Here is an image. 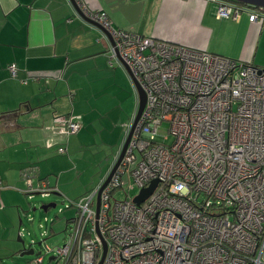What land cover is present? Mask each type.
<instances>
[{
    "label": "built area",
    "instance_id": "built-area-1",
    "mask_svg": "<svg viewBox=\"0 0 264 264\" xmlns=\"http://www.w3.org/2000/svg\"><path fill=\"white\" fill-rule=\"evenodd\" d=\"M74 1L110 35L112 57L116 49L145 105L109 182L69 202L75 215L49 262L99 264L105 244L101 264H264V68L114 29L105 11ZM211 1L218 19L242 10ZM262 11H248L249 20L263 21ZM52 122L66 136L79 130L70 115ZM26 183L29 197L57 192L45 180Z\"/></svg>",
    "mask_w": 264,
    "mask_h": 264
},
{
    "label": "crops",
    "instance_id": "crops-1",
    "mask_svg": "<svg viewBox=\"0 0 264 264\" xmlns=\"http://www.w3.org/2000/svg\"><path fill=\"white\" fill-rule=\"evenodd\" d=\"M83 1L90 10L105 11L114 29L264 68V20L250 21L246 9L235 19H218L211 0H128L119 11L101 0ZM110 49L104 31L80 17L70 0H0V264L19 251L17 218L20 227L24 197L37 195L29 197L26 180L50 183L44 178L52 171L68 170L60 166L63 158L49 159L52 145L67 153L72 135L63 134L53 116L76 120L74 139L80 145L78 138L84 139L96 120L86 117L99 98L128 101L130 77ZM9 65L16 68L14 78ZM131 121L118 124L128 129ZM58 180L49 184L57 191ZM83 190H68L69 199Z\"/></svg>",
    "mask_w": 264,
    "mask_h": 264
},
{
    "label": "rangeland",
    "instance_id": "rangeland-1",
    "mask_svg": "<svg viewBox=\"0 0 264 264\" xmlns=\"http://www.w3.org/2000/svg\"><path fill=\"white\" fill-rule=\"evenodd\" d=\"M130 87L131 92H129L128 101H123L121 104H115L111 95H104L99 98L95 103L96 108H92L86 117L87 120H91L96 116V120L91 123V129L84 139L78 138L81 142L80 145L76 142L77 139H74V134H72L70 135L67 153L58 154V148L56 149L58 153L52 149L56 148V145L50 147L49 159L63 158V163L60 166L62 169H68L66 171H52L49 179L48 177L44 178L50 182L48 184L53 185L52 182H55L58 177L60 189L58 188L57 193L59 192V195L50 193L45 197L40 194L34 195L32 199L24 197L25 205L21 207L23 210H20L22 224L19 227L17 218L16 226L17 230H20L18 235L24 244L17 241L18 235H16L15 245L19 251L10 255L7 259H3L2 264H33L32 262L38 256L43 257L42 264H54V262H49L48 258L62 244L66 223L68 219L74 217L76 211L74 205V207L68 206L69 202H76L82 196L90 194L94 190L98 184L99 174L107 171L113 156L120 145L123 144L127 129L120 126L118 122L123 121L125 122L124 125H127L132 119L136 106V95L132 86ZM159 134L166 136V143L171 141V137L166 132V123L160 126ZM116 143L117 145H115ZM49 164L52 165L51 160H49ZM79 188L84 189L82 196L74 200L69 199L68 196H72L73 193L68 190ZM134 192H136V189ZM49 203H55L56 206L49 208L46 212L40 209V206ZM33 208H35L34 211ZM31 241L41 242L40 246L33 245L35 253L40 252V254L37 256L35 254L20 256L19 253L22 252L23 248L30 249ZM45 247L52 251H47Z\"/></svg>",
    "mask_w": 264,
    "mask_h": 264
},
{
    "label": "water",
    "instance_id": "water-1",
    "mask_svg": "<svg viewBox=\"0 0 264 264\" xmlns=\"http://www.w3.org/2000/svg\"><path fill=\"white\" fill-rule=\"evenodd\" d=\"M105 5H107L109 8H114L115 11H119L120 9H123L125 4L127 3L128 0H101ZM230 1H233L235 3H239V4H243V5H247V6H250V7H254V8H259L260 10H263L264 11V0H230ZM71 4L73 5V7L75 8L77 14L82 17L83 19H85L86 21L92 23L93 25L99 27L100 29H102L106 35V38L107 40L110 42V45L112 47L115 46L113 40L111 39L110 35L97 23L93 22V21H90L88 20L82 13V11L79 9V7L76 5L75 1L74 0H70ZM111 12H114V11H111ZM115 51V54L117 56V58L120 60V62L122 63L123 67L125 68V71L127 72V74L129 75L130 77V80H131V83H132V86L135 87V90L137 92V96H138V108H137V111L134 115V118L131 122V127L128 131V134L127 136L125 137V141L123 142L122 146H121V149L119 151V155H118V158L116 160V162L111 166V169L110 171L107 173V177L101 187V189L109 182L112 174L114 173V171L116 170L117 166L119 165L123 155H124V152H125V149L127 147V144H128V141L131 137V134H132V131H133V128L134 126L136 125L140 115H141V112L144 108V105H145V94L144 92L142 91V89L140 88V86L138 85V83L134 80V78L132 77V75L130 74V71L129 69L127 68V66L125 65V63L119 58L118 54H117V51L116 49L114 50ZM155 186V182L152 184V186H150L148 189H142L139 193V195L135 198V201L137 203H140L142 202L150 193L151 191L153 190ZM100 189V190H101ZM56 206L55 203H49V204H44L42 206H40V209L44 212H46L49 208H54ZM98 207H99V193H98V196H97V206H96V209L98 210ZM35 210V208H33V211ZM20 225V223H19ZM17 241L20 242L21 244H24L23 240L20 239L19 235L17 237ZM33 245H37V246H40L41 245V242H38V243H35V242H32L29 246H30V249H28L26 251L25 248H23L22 252L19 253L20 256H23V255H39L40 252H37L35 253V250L33 248ZM104 254H105V244H103V254H102V258L99 262V264L102 263V260L104 258ZM49 260L51 259V257L48 258Z\"/></svg>",
    "mask_w": 264,
    "mask_h": 264
},
{
    "label": "trees",
    "instance_id": "trees-1",
    "mask_svg": "<svg viewBox=\"0 0 264 264\" xmlns=\"http://www.w3.org/2000/svg\"><path fill=\"white\" fill-rule=\"evenodd\" d=\"M227 1H228V2H231V3H234V4H236L237 6L242 7L243 9H246L247 11H253V12L261 11V10H259V8H254V7H250V6H247V5H243V4L235 3V2L230 1V0H227ZM262 12H264V11H262Z\"/></svg>",
    "mask_w": 264,
    "mask_h": 264
},
{
    "label": "flooded vegetation",
    "instance_id": "flooded-vegetation-1",
    "mask_svg": "<svg viewBox=\"0 0 264 264\" xmlns=\"http://www.w3.org/2000/svg\"><path fill=\"white\" fill-rule=\"evenodd\" d=\"M48 261H50V260L48 259Z\"/></svg>",
    "mask_w": 264,
    "mask_h": 264
},
{
    "label": "bare ground",
    "instance_id": "bare-ground-1",
    "mask_svg": "<svg viewBox=\"0 0 264 264\" xmlns=\"http://www.w3.org/2000/svg\"><path fill=\"white\" fill-rule=\"evenodd\" d=\"M27 251V250H26Z\"/></svg>",
    "mask_w": 264,
    "mask_h": 264
}]
</instances>
